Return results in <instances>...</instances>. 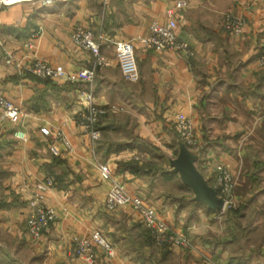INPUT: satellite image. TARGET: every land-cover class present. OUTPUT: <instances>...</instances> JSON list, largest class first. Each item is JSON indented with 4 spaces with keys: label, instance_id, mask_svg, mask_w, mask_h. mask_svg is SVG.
I'll use <instances>...</instances> for the list:
<instances>
[{
    "label": "crops",
    "instance_id": "0c3cea01",
    "mask_svg": "<svg viewBox=\"0 0 264 264\" xmlns=\"http://www.w3.org/2000/svg\"><path fill=\"white\" fill-rule=\"evenodd\" d=\"M168 10L192 56L148 50L136 40L147 34L151 21H166ZM229 16L244 19L239 35L223 29ZM76 25L97 36L109 65L96 67L90 82L31 73L36 58L70 75L93 66L91 53L70 38ZM123 40L134 41L136 82L122 79L114 56L113 43ZM262 46L264 0H53L0 6V93L21 110L15 119L0 115V264H254V252L264 256V238L254 241L252 198L241 217L248 219L243 229L250 228L243 247L237 238L224 236L225 211L193 201L190 189L170 171L165 147L156 145L172 144L168 121L184 114L207 141L196 152L204 178L210 181L226 165L234 198L248 195L258 160L248 149L264 148V66L257 61ZM88 93L98 104L118 107L100 117V138L92 141L76 121ZM102 163L110 168V180L100 177ZM48 172L54 186L43 204L55 218L32 239L26 230L27 201ZM113 181L153 206L187 246L157 241L129 205L107 210ZM262 195L264 190L257 200ZM91 231L111 242L113 256L97 245L93 261L71 254L73 236Z\"/></svg>",
    "mask_w": 264,
    "mask_h": 264
},
{
    "label": "built area",
    "instance_id": "2783aa9c",
    "mask_svg": "<svg viewBox=\"0 0 264 264\" xmlns=\"http://www.w3.org/2000/svg\"><path fill=\"white\" fill-rule=\"evenodd\" d=\"M39 2L42 5L50 4L53 0H0V6H11L21 2ZM168 19L164 22L153 20L149 23L147 34L138 37L136 40L148 50L161 51L171 49L183 53L186 56L194 54L189 43L180 40L176 35V21L171 16L172 11L168 10ZM244 20L242 17L229 16L224 24L227 32L239 35L242 32ZM70 38L73 43L89 51L93 57V66L80 69L76 74L70 75L63 70L51 67L41 59H35L30 65L29 71L40 78L50 79H75L83 82L92 81L96 67H106L109 61L101 52V42L97 36L87 28L76 25L71 30ZM114 56L121 74L126 82H136L139 79L138 68L135 58V47L133 40H123L113 43ZM258 63L264 66V47L258 54ZM87 105L77 114L76 121L81 126L83 132L89 139L97 140L100 138V130L97 127L100 117L115 111L118 107L114 105H102L96 103L92 94L86 95ZM21 114L20 108L9 101L0 93V115L1 117L17 118ZM173 128L180 141L186 146H195L198 143L197 137L193 133L191 122L182 113L175 114L173 118ZM17 137L23 139L24 133L16 130ZM61 136V135H60ZM62 137V136H61ZM66 148L69 142L62 137ZM101 179L110 180L111 172L106 163L98 166ZM210 183L217 190L224 200V209L232 206L234 180L226 165L220 166L213 173ZM54 186V177L48 172L44 178L35 184L34 190L27 201L29 213L26 219V230L32 239H38L43 231L54 220L55 215L51 208L45 207L43 199L46 191ZM129 205L137 214L140 223L151 233L159 242L171 243L179 246H187V239L172 232L170 226L155 211L154 207L145 202L137 195L128 194L123 186L113 181L107 192L104 207L113 210L118 206ZM71 254L75 256L85 255L93 261L95 258L96 245L101 247L107 256H113L114 247L99 231H91L87 235H74Z\"/></svg>",
    "mask_w": 264,
    "mask_h": 264
},
{
    "label": "water",
    "instance_id": "95a60500",
    "mask_svg": "<svg viewBox=\"0 0 264 264\" xmlns=\"http://www.w3.org/2000/svg\"><path fill=\"white\" fill-rule=\"evenodd\" d=\"M197 153L190 150L183 141L177 142V153L169 159L170 171L178 175L180 181L190 189L192 199L207 209L222 213L224 200L211 186L196 166Z\"/></svg>",
    "mask_w": 264,
    "mask_h": 264
},
{
    "label": "rangeland",
    "instance_id": "374dc122",
    "mask_svg": "<svg viewBox=\"0 0 264 264\" xmlns=\"http://www.w3.org/2000/svg\"><path fill=\"white\" fill-rule=\"evenodd\" d=\"M223 29L225 30L224 24H223ZM262 47H264V46H262ZM261 48H260V50H261ZM260 50H259V52H260ZM259 52H258V54H259ZM257 57H258V55H257ZM257 61H258V58H257ZM168 125L171 126L172 131L176 134V132H175V130L173 128V123H171L170 121H168ZM193 133L197 137L198 143L195 146H191V147H198L197 150H199V147H204L203 146V143L206 144L207 141L203 142L202 137H200L199 135H197V133L195 132L194 128H193ZM176 137H177V134H176ZM177 139H178V137H177ZM156 145H160L161 147H165L166 150H165L164 153L169 158H173L176 155V153H177L176 152L177 146H172V144L171 145H168V144H165L163 141H160V143H158ZM169 147H176V148H173V153H172V150L169 149ZM248 150H249L248 151V154H252L255 159H258V160H255V163H258V166H256L255 170H257V168L258 169L260 168V169L256 171L255 175L258 178L257 179L258 180V183H257V186L258 187H257V189H259V190L262 191V190H264V148H258V147L256 148V147H254V148H249ZM252 170H254V168ZM251 174H252V172H251ZM249 178H251V175H249ZM208 182L212 186V184L210 183V181H208ZM249 182H250L251 191L248 193V195L241 196L240 198H238V197L237 198H233V203H232V206L231 207H238L239 205H241V204H243V203H245L247 201L249 195L254 190V184H253V182H251V179L249 180ZM259 190L258 191L256 190L257 193H255L253 195L254 197L251 196V198L253 200L250 198L252 201L250 200V202H249L250 204L254 203V214H255L254 215V241H256V239H258V238H260V239L264 238V195L261 196L262 197L261 198L262 200L261 199L257 200L258 194L261 192V191L259 192ZM187 196L190 197V194H187ZM192 196H193V194H192ZM224 211H225V209H224ZM243 211H244V208L241 211V216L239 217V220H238V222L241 225L243 224L242 222H246L248 220L247 218H244V219L241 218L242 217V214H243ZM224 214H225V212H224ZM250 214H251V212H250ZM225 218L226 219H225L224 222L226 223V225H225L226 227L224 228V231H225L224 236L225 237H233L234 236V225H233V223H231L230 219L227 216ZM218 221H219L218 226H222L221 225V222H222L221 219L218 220ZM258 224H259V226H258ZM244 226H246V223L244 224ZM249 229L250 228H244L243 229V231H244L243 234H246L247 235ZM149 234L152 235L151 233H149ZM22 264H24V263H22Z\"/></svg>",
    "mask_w": 264,
    "mask_h": 264
},
{
    "label": "trees",
    "instance_id": "16d2710c",
    "mask_svg": "<svg viewBox=\"0 0 264 264\" xmlns=\"http://www.w3.org/2000/svg\"><path fill=\"white\" fill-rule=\"evenodd\" d=\"M261 75H264V73H261ZM98 124H99V122H98ZM98 124H97V127H98ZM178 141L179 140L177 139L176 134L174 133V135L172 136V140H171L172 145L177 146ZM187 147L190 150L197 152V147H191V146H187ZM174 148H176V147H174ZM176 152H177V149H176ZM131 163H129L128 165H130ZM256 166H258V163L254 162V170L252 171V174H250L251 175V178H250L251 182H253V184H254V190L249 195L247 200H250L251 196H253L255 193H257V191L259 190V189H257V187H258L257 186V183H258L257 179L258 178L256 177L255 173L260 168L259 169L257 168V170H255ZM245 206H246V202L239 205L238 207H231L230 206L225 210V214H227L226 216L230 219L231 223H233V225H234V236L233 237L237 238L243 247H245L244 234H243L244 231H243L242 225L238 222V220H239V217L241 216V211L243 210V208H245ZM252 259L254 261V264H264V256L260 255L258 252H254V254H252Z\"/></svg>",
    "mask_w": 264,
    "mask_h": 264
}]
</instances>
